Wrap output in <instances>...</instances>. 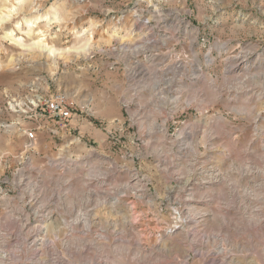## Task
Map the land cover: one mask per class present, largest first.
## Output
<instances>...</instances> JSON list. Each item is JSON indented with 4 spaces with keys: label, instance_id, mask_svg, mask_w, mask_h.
<instances>
[{
    "label": "rangeland",
    "instance_id": "obj_1",
    "mask_svg": "<svg viewBox=\"0 0 264 264\" xmlns=\"http://www.w3.org/2000/svg\"><path fill=\"white\" fill-rule=\"evenodd\" d=\"M0 264H264V0H0Z\"/></svg>",
    "mask_w": 264,
    "mask_h": 264
},
{
    "label": "built area",
    "instance_id": "obj_2",
    "mask_svg": "<svg viewBox=\"0 0 264 264\" xmlns=\"http://www.w3.org/2000/svg\"><path fill=\"white\" fill-rule=\"evenodd\" d=\"M26 103L29 109L27 117L36 122L41 118V114L39 113L40 110L47 113L49 118L54 122H62L64 127L69 126L71 121L78 119V104L74 99H71L64 93L55 94L50 97L34 95L32 98L28 99ZM51 132L55 133L54 131ZM26 136L28 139V148L32 149L37 139V131L27 130Z\"/></svg>",
    "mask_w": 264,
    "mask_h": 264
},
{
    "label": "bare ground",
    "instance_id": "obj_3",
    "mask_svg": "<svg viewBox=\"0 0 264 264\" xmlns=\"http://www.w3.org/2000/svg\"><path fill=\"white\" fill-rule=\"evenodd\" d=\"M19 4L21 5L22 3L19 1ZM18 8L17 7H13L12 9V13H16L18 12ZM12 17V16H11ZM6 18V17H5ZM8 20V18H6ZM42 19H46L48 20V23H51L53 22V20H58V18L55 16V17H46L44 18L42 15L37 17L34 21L32 20H26L25 21V24L28 26V27H32L34 24H37L40 20ZM4 20V19H3ZM6 21V20H5ZM20 28V27H19ZM9 38L10 40L13 41V43L21 46L22 48H24L26 45H24L23 43V40L22 39H16L14 37V34L13 33H10L9 35ZM44 39H39L34 45H31V46H28L27 48L28 49H37L39 51H41L42 53H45L47 56H51V57H59V56H62V55H65L67 53H69V51H58L56 50L55 48L53 47H50L48 44H46L44 41ZM26 48V49H27ZM87 53V51L84 49L81 51V53Z\"/></svg>",
    "mask_w": 264,
    "mask_h": 264
}]
</instances>
